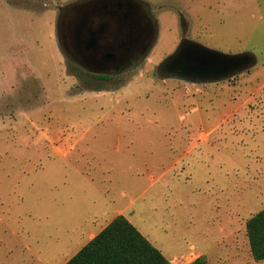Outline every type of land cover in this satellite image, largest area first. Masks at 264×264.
Returning <instances> with one entry per match:
<instances>
[{"label": "rangeland", "instance_id": "374dc122", "mask_svg": "<svg viewBox=\"0 0 264 264\" xmlns=\"http://www.w3.org/2000/svg\"><path fill=\"white\" fill-rule=\"evenodd\" d=\"M136 1L156 42L92 90L58 42L79 0H0V264H64L122 211L156 239L202 242L207 264H264L245 232L264 208V0ZM182 38L256 64L162 78Z\"/></svg>", "mask_w": 264, "mask_h": 264}, {"label": "water", "instance_id": "95a60500", "mask_svg": "<svg viewBox=\"0 0 264 264\" xmlns=\"http://www.w3.org/2000/svg\"><path fill=\"white\" fill-rule=\"evenodd\" d=\"M68 16L58 42L72 60L95 75L114 73L110 67H121L125 56L133 58L138 54L146 58L156 42L153 20L140 4L131 0L87 1L71 7ZM81 57L86 60L84 65L79 62ZM255 64L256 57L251 52L227 55L182 38L157 70L162 78L211 84L234 77Z\"/></svg>", "mask_w": 264, "mask_h": 264}, {"label": "trees", "instance_id": "16d2710c", "mask_svg": "<svg viewBox=\"0 0 264 264\" xmlns=\"http://www.w3.org/2000/svg\"><path fill=\"white\" fill-rule=\"evenodd\" d=\"M87 75L92 79L87 81L92 90L107 88L111 81L109 75ZM245 232L252 259L264 261V208L246 221ZM64 264H169V261L120 215ZM190 264H207V261L202 256Z\"/></svg>", "mask_w": 264, "mask_h": 264}, {"label": "crops", "instance_id": "0c3cea01", "mask_svg": "<svg viewBox=\"0 0 264 264\" xmlns=\"http://www.w3.org/2000/svg\"><path fill=\"white\" fill-rule=\"evenodd\" d=\"M124 212L125 211L118 212L115 216L110 217L108 221H105L96 231H90L87 243L102 231L113 219L121 215L125 217L158 251H160L169 261V264H190L200 256L206 255V248L202 242H192L184 238L185 240L182 239L175 244H169L166 239H163V241L161 240L162 238L156 239L148 228H145L144 225L135 218L124 215Z\"/></svg>", "mask_w": 264, "mask_h": 264}, {"label": "flooded vegetation", "instance_id": "af4514ba", "mask_svg": "<svg viewBox=\"0 0 264 264\" xmlns=\"http://www.w3.org/2000/svg\"><path fill=\"white\" fill-rule=\"evenodd\" d=\"M80 2L76 3V4H72L70 5L69 7H64L62 9L59 10L60 14H59V21H58V35L61 37V32L62 30L64 29V26L69 18L68 14L70 13V9L71 7H73L74 5H80V4H83L87 1H91V0H79ZM133 1V3H138L140 4L139 2H137L136 0H131ZM141 5V4H140ZM142 6V5H141ZM146 12V11H145ZM150 17V16H149ZM151 18V17H150ZM182 41V39H181ZM64 54L65 56H68V57H71V55L64 49ZM142 58L140 57V55L136 54L133 58L131 57H123V61H122V66L120 67L119 65L116 66V67H110V70L109 71H113L114 73H120L122 69L125 68L126 65H133L134 63H137L141 60ZM79 62L81 65H84L86 63V60L84 57H81L79 59Z\"/></svg>", "mask_w": 264, "mask_h": 264}]
</instances>
